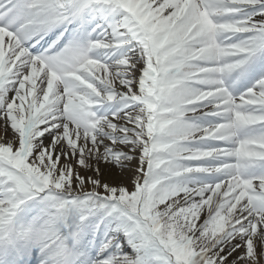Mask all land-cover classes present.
<instances>
[{
	"label": "snow or ice",
	"instance_id": "6c2138e0",
	"mask_svg": "<svg viewBox=\"0 0 264 264\" xmlns=\"http://www.w3.org/2000/svg\"><path fill=\"white\" fill-rule=\"evenodd\" d=\"M0 264H264V0H0Z\"/></svg>",
	"mask_w": 264,
	"mask_h": 264
},
{
	"label": "bare ground",
	"instance_id": "6f19581e",
	"mask_svg": "<svg viewBox=\"0 0 264 264\" xmlns=\"http://www.w3.org/2000/svg\"><path fill=\"white\" fill-rule=\"evenodd\" d=\"M121 175H122V174L119 173V171L117 170V172H116V176L119 177V176H121ZM124 175H126V174H124Z\"/></svg>",
	"mask_w": 264,
	"mask_h": 264
}]
</instances>
